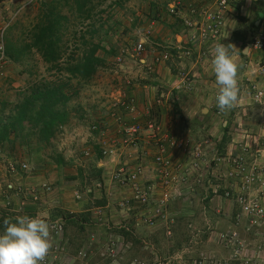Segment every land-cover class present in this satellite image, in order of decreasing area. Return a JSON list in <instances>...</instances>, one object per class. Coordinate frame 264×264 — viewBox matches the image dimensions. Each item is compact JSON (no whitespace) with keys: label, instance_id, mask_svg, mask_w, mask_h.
<instances>
[{"label":"crops","instance_id":"crops-1","mask_svg":"<svg viewBox=\"0 0 264 264\" xmlns=\"http://www.w3.org/2000/svg\"><path fill=\"white\" fill-rule=\"evenodd\" d=\"M175 1L177 0H149L146 4L148 20L145 25L144 22L140 25L141 20L136 9L132 11V14L126 16L127 24L125 26L127 28L124 31L131 37H139V42L144 41L145 51L139 58L126 55L123 64L117 65V71H112L115 76L112 78L115 85L109 96V103L104 104L102 110L91 115L90 110L80 108L76 112L78 118L75 119L76 123L73 126H70L69 123L59 126L56 133V136L60 134V138L62 137L58 141L60 148L57 149H61L59 153L55 149L51 154L46 148H42L43 150L38 154L39 157H31V171L28 174L21 173L12 176L10 170L6 172V175L0 173V213L13 211V219L17 215H39L45 218L49 224L64 219V234L66 232L67 235L64 242L65 248L67 250L71 248L72 252H68L72 256H76L81 251L86 252L89 255V264H125L123 261L127 260L129 251L133 254L143 255L153 253L162 259L165 252L158 248L160 236L156 232L157 228L165 226L169 219L172 220L171 224L177 225L180 222L185 224L190 221V218L177 216L174 212V216H172L170 208L176 202L180 204L181 208L186 207L185 201L190 200L195 192L193 189L194 179L190 180L187 185L178 188L174 202L169 206L167 220H158L153 228L136 227L135 215L118 207L121 200L129 199L131 196L129 190L112 182L113 173L119 166L142 164L145 170L144 183H154V179L157 177L154 148H140L137 151L123 148L120 145L113 146V143H119L122 140L123 125L131 124L136 118L140 119L142 123L148 119H157L163 129L176 139L191 140L194 144L210 140L221 149H231V141L226 146L221 147V144L226 135V127L230 128L234 123V112H227L229 115H226L229 118L223 125L222 121L224 120H220L215 112L219 86L216 83L212 65L214 46L204 47L209 54L208 59L204 61H197V58H181L177 47L185 46L188 35L180 22L167 14L166 11L167 5ZM178 1L182 2L184 7L191 2V0ZM233 12L235 13L236 10ZM114 14V19L121 21L120 13ZM152 14L156 15L158 21L150 20ZM236 23V15H234L228 20L225 37L220 42L223 41V44L226 43V45L232 43ZM122 24L120 23L118 28H122ZM118 28L114 30L112 28V31L115 33ZM113 36L111 35V37ZM235 44L242 45L240 47L242 55L244 45L242 43ZM158 46L170 50L174 56L170 62L155 63ZM237 56L238 54L233 53L234 58ZM102 59L105 64L106 59ZM182 73L192 81V89H177L182 84ZM239 86L241 103L238 107L243 110L248 96L242 92L240 83ZM121 96H124L121 98L122 104L118 102L113 104L117 109L111 110V115H106L110 112L106 105H111L114 98ZM7 99V95H4L2 102ZM132 101L137 107L135 113L137 116L129 114L126 109L131 106ZM256 108L258 111L257 106ZM147 113H149L148 116ZM257 115L260 122L261 114ZM118 117L121 119L120 122H117ZM86 126L90 128L88 132L84 130ZM68 130L71 132L69 133ZM54 140L55 138L52 142ZM37 146L39 147L41 144H36L35 150L38 148ZM105 146L113 149L112 155L103 157L102 148ZM6 152L11 155L6 161L8 165L11 161L18 160L26 163V160H30L29 155L25 157V151L21 150L19 145L14 151L7 150ZM86 152L89 153V156L85 155ZM13 154H16L15 158L12 156ZM22 154L24 157H21ZM211 156L212 154L209 152V158ZM166 157H169L174 164L188 162L191 159L183 151L174 150L169 151ZM58 158L62 160H57ZM9 182L23 187L24 191L28 192L26 197L20 196L18 193H9L6 190V185ZM43 186H49L51 191L43 192L40 189ZM35 193L38 196L37 200L33 199ZM15 195L18 197L17 199ZM76 195L80 198L77 199ZM14 205L16 210H8L14 209ZM178 217L181 218L178 219ZM189 227L192 226L189 225ZM195 236L196 233L193 231L191 237L195 238ZM144 243H148L150 246H146L147 251L142 249L140 252H136L135 247ZM111 246L116 248V257L114 258L108 255V248ZM178 247L175 252L177 262L172 264H187L184 257L190 251L186 247ZM206 249L211 251L210 246H207ZM174 250H169L168 256ZM219 251L222 252L221 256L224 251L223 249H219ZM195 253L200 254L203 251L197 249ZM198 257L199 255L195 258ZM146 258H148L149 264H153L151 261H155L149 255ZM74 264L82 263L75 259ZM128 264H133V261Z\"/></svg>","mask_w":264,"mask_h":264},{"label":"built area","instance_id":"built-area-1","mask_svg":"<svg viewBox=\"0 0 264 264\" xmlns=\"http://www.w3.org/2000/svg\"><path fill=\"white\" fill-rule=\"evenodd\" d=\"M202 2V0H195ZM249 0H209L207 3L196 4L189 7L190 17H181L183 27L188 32L189 48L178 47L181 58L192 59L197 50L204 45H213L220 42L225 37L228 20L231 17L235 6ZM263 3L264 0H259ZM180 3L170 6L169 14L179 16L178 8ZM10 27L8 24L0 32V65L5 59V32ZM259 42L260 47H256ZM145 44L140 42L133 53L139 57L145 50ZM247 48H251L247 57L248 62L244 68L252 69V72L244 74L242 92L248 96L251 105L259 107L261 118L259 130H244L237 133L231 139V149L219 150L210 140L194 144L191 140L176 139L163 129L162 124L157 120L148 119L144 123L137 121L132 125L123 126L122 140L113 143L116 147L138 149L154 148V163L157 168V177L154 183H144V168L142 164L132 166H119L112 176V182L130 191L129 199H123L118 207L135 215L136 227H155L158 220H167V213L170 204L174 201L176 191L195 177L196 184H200L207 173L218 175L217 181L225 183V196L232 197L233 201L240 209L241 215L245 218L244 230L238 227L231 231L219 234L218 240L224 256L202 255L193 264H264V11L254 36L247 40ZM172 54L166 51L155 56L156 64H164L172 59ZM205 56H199V61H204ZM183 76V73H182ZM182 84L178 90L192 89V81L186 76L181 77ZM122 104V102H118ZM130 107L126 109L130 113H136V105L132 101ZM217 116L222 115L218 107L215 108ZM149 113H147V116ZM137 116V114H136ZM118 118L117 122H120ZM241 132V131H240ZM112 148H102L103 157L113 154ZM183 151L190 161L174 164L169 157V151ZM209 152L212 156L209 158ZM89 156L87 152L85 154ZM16 164L10 165L12 173L17 171ZM22 172H28L29 166L22 163L19 166ZM219 184H213L214 193L219 189ZM48 191L49 188L44 186ZM9 189H12L9 186ZM76 198L80 197L76 195ZM152 207V208H151ZM143 212V213H142ZM242 217V218H243ZM241 224V217H238ZM64 219H59L50 223L52 249L42 264H61V257L65 255L67 249L62 244L64 234ZM244 233L245 236L242 235ZM253 233L255 238L261 239L255 249L250 248V244L245 237ZM168 236H172L170 230ZM109 255L116 257V248H108ZM82 264H89V255L81 251L75 258Z\"/></svg>","mask_w":264,"mask_h":264},{"label":"rangeland","instance_id":"rangeland-1","mask_svg":"<svg viewBox=\"0 0 264 264\" xmlns=\"http://www.w3.org/2000/svg\"><path fill=\"white\" fill-rule=\"evenodd\" d=\"M48 1L50 0H0V32L8 24H10V27L6 29V32H8L7 37L9 40L11 39L16 43H18L19 41L20 43L29 42L28 36L22 33L30 32L31 27L37 23L41 4ZM147 2H149V0H103L102 9L105 11V14L101 16H95L94 20L86 22L83 25L80 22L75 21L71 16V20L73 23L64 41L66 43V51L64 52L63 56L64 60H70L74 54H77L75 58H78L83 54L85 49V47H83L82 45L81 39V37L83 36H87V39L90 42H93L95 44H102V48H104L105 51L107 50L108 54L104 53L105 51H100L98 53V57L101 59L105 58L106 62L103 67L99 69L98 74L91 82L79 83L77 80H74L71 83L74 87L79 88V93L77 97L75 96L72 101L64 106V111L69 114L67 123L65 124L68 125L69 123L70 126H73L76 123L75 119L78 118L76 112L80 108H84V110H90L89 113L93 115L92 113L102 110L104 108L103 105L107 102L109 103V96L112 93L111 91L113 86L115 85L112 79L115 76L112 71H117V64L114 61V57L116 55L118 56L122 49L131 48V46L133 45L136 46L140 40L139 37H131L124 31L127 28L125 26V24H127L126 16L128 14H132V11L136 9L137 15H139V18L141 20L140 25H142V22H144L145 25L148 20V14H146L148 11V6L146 5ZM247 7L248 8L243 12L244 16L239 17V23L235 25V31L237 33L243 32L245 38L251 39L254 36L251 27L253 22H255L256 20V13L260 10L258 2L255 3L253 0L250 1V4H248ZM114 13H120L121 21H117L116 19H114ZM150 20L158 21L155 14H152ZM122 21L124 22V25L122 24ZM120 23L122 24V28H118ZM91 26H94V29H90ZM108 28H111V30L109 31H112V28L113 30L118 28V30L115 33L113 31V33H105V30H108ZM90 30L95 31L96 34L90 33L89 35H87V32ZM111 35L114 36L111 37ZM140 37L143 38L144 36ZM231 44L235 45V47L237 48L236 50H233L232 55L233 53H236V55L238 54V56L235 57L236 61L245 65L248 60L239 53V50L241 52L240 47H242V45H236L235 43ZM111 50H113L114 52H112ZM110 51L111 54H109ZM3 71L5 75L4 77H0V103H2L4 95H7L9 101L12 102L13 105H15L25 97H27L32 90L40 87L45 82H51L55 80V72H49L41 57L35 52H32L30 56L23 59L21 63H6ZM248 72H252L251 69L246 70L243 67L240 70L238 76L239 83H241L243 75ZM62 76L63 75H61V77ZM66 77V75L63 76V78ZM121 98H124V96H121L120 98H114V102H110L111 105H106L110 111L106 113V115H111V110L117 109L113 104L120 102ZM1 109L2 107H0V112ZM242 109L243 110H240V108L238 107L231 110L232 112H234V123L231 124L228 131V136L230 138H233L237 133L242 134V131L244 130L257 131L259 128V118L257 114L259 113L260 116L261 110L258 108V112L256 106L251 105L249 101H247L246 105H244V108ZM226 114L227 112L222 113V115L218 116L220 120H224L222 121V125L225 120L229 118L227 117V115L229 114ZM28 128L30 127H27V129ZM89 129L90 128L86 126L84 130L85 132H88ZM222 129L223 126L221 127V130ZM68 131L69 133L71 132V130ZM61 138L60 134L55 136V140L54 142H52V146L47 147L46 150L49 153L53 154V151L56 149L59 153L61 149L57 148H60V146L58 145V141ZM32 141L34 142L33 146H36L38 139L34 137L32 138ZM39 143L40 142H38L37 144ZM10 146L6 144L2 148H0V169L2 170L0 173H2L3 175H6V172L8 171V164L6 161L11 155H8L9 153L6 151L9 150L11 152ZM220 151L223 152L224 149H221ZM24 155L25 157H27L29 154L25 151ZM12 156L15 158L16 154H13ZM21 157H24L23 154ZM87 161L89 160L87 159ZM217 178L218 175L216 176L213 175V173H207L204 180L200 184L193 187V189L195 190L194 195L190 197V200L185 201V203L187 204L186 207L181 208L180 204H177L176 202L172 205V208H170V210H172V216H174V214L177 216H184L186 219L190 218V221L187 223L183 222L185 224H182L180 222L177 225L175 223L171 224L172 220L169 219L165 226L157 228L156 232L160 236L158 241V248L165 252L164 258L161 259L160 256L153 253L143 255L139 253L133 254L131 251H129L128 258H126L127 260L123 262L125 264H128L130 261L131 263L133 261V264H149V260L148 258H146L149 255L152 257V259L155 260L151 261L153 264L176 263L177 261L175 259V252L176 249L179 248L178 246H180V248L186 247L190 251V253L185 254L184 257L185 263L187 264H193L202 255L220 256L222 252H220L219 249L222 250V246L220 245L218 240L219 234L231 231V228L235 229L234 227L238 226L239 230H244L246 220L241 215L238 206L234 202H232V197L225 196V183H223V181H217ZM217 183L219 184V189L216 193H214L212 186L213 184ZM9 184L12 183L9 182ZM15 198L17 199L18 197L15 195ZM8 210H16V206L14 209ZM0 215L1 221L5 218L13 219V211H6L4 213H0ZM239 216L241 217V224L238 223ZM179 218L181 217H178V219ZM189 225L192 227H189ZM168 230H170L172 236L167 235ZM193 231H195L196 233L195 238L191 237ZM2 232L3 230H0V234ZM189 235H191V238L188 237ZM242 235L245 236L244 233H242ZM65 238H67L66 232L62 240V244L64 246ZM61 239L62 238H59V240ZM245 239L250 244V248L253 249L257 247V244L259 242H261V239L259 240L255 238L253 233H249V236L247 235ZM146 246L150 247L148 243H144L140 246L135 247V251L140 252V250L142 249H144V251H147ZM207 246L211 247V251L206 249ZM197 249H202L203 253L196 254L195 251ZM169 250H174L173 253L175 254L169 253L170 256H168ZM68 251L72 252L71 248H69L66 251L65 255L61 257L60 263L72 262L71 264H74L76 256H72ZM198 255L199 257L196 259L195 257H197ZM224 255L225 254L223 253L221 256ZM53 264H57V261H54Z\"/></svg>","mask_w":264,"mask_h":264},{"label":"trees","instance_id":"trees-1","mask_svg":"<svg viewBox=\"0 0 264 264\" xmlns=\"http://www.w3.org/2000/svg\"><path fill=\"white\" fill-rule=\"evenodd\" d=\"M102 5L103 0H50L41 4L37 23L31 27L30 32L22 33L28 36L29 42L16 43L8 39V32L5 33V61L21 63L23 59L35 52L41 57L47 70L55 72V80L45 82L32 90L17 104L13 105L9 99L1 103L0 148L7 144L11 145L10 150L14 151L19 145L29 154L30 160H27L29 166L32 162L31 157H39L38 154L43 150L42 148L50 147L59 126L67 122L69 114L64 111V106L79 93V88L71 83L74 80L79 83L91 82L104 65V60L98 57L100 51H105L102 44L90 42L87 36L81 37L85 49L80 57L75 58L77 54H74L70 60L63 58L66 51L65 37L73 23L71 16L83 25L94 20L95 16L105 14ZM260 19L261 13L257 12L251 30L255 29V24ZM90 29H94V26ZM109 30V28L105 30V33ZM90 33L96 34L95 31L90 30L87 35ZM246 41L247 38L244 37L243 32L235 31L232 43H242L246 46ZM167 51L170 52L168 49ZM164 52L165 49L159 48L157 55ZM104 53L108 54L107 50ZM61 75L67 77L63 78ZM27 127L30 128L27 129ZM229 129V127L225 129L226 135L221 147L231 141L227 133ZM34 137L41 143L36 150L32 141ZM3 228V220H0V230Z\"/></svg>","mask_w":264,"mask_h":264},{"label":"clouds","instance_id":"clouds-1","mask_svg":"<svg viewBox=\"0 0 264 264\" xmlns=\"http://www.w3.org/2000/svg\"><path fill=\"white\" fill-rule=\"evenodd\" d=\"M208 1L209 0H204V3H207ZM250 1L251 0L246 1V2L243 1L242 3L235 6L234 10H236V12L231 13L230 19L234 15H236L237 23H239V17L244 16L243 12L248 8L247 6H248V4H250ZM253 1L255 3L258 2L259 10H260L258 12L261 13V18H262L263 11H264L263 3L260 2L259 0H253ZM175 3H180L179 8H178L179 16H172L169 14V11H168L170 9V6L172 4H175ZM201 3H203V0H202V2L191 0V2L188 3L187 6L184 7L182 5V2L177 0L170 5H167L166 11H167V14H169L171 17L178 20L183 27V22L181 20V17H187V18L190 17L191 14L189 11V7L193 4L194 5L196 4L197 6H199ZM260 20H258L256 22L255 29L252 30L253 33L257 30V27L259 26ZM185 32H186V35H188V32L186 30H185ZM4 42H5V40H4ZM137 45L134 46V48H136ZM208 45H210V44H208ZM208 45H204L203 47H201L200 50H197V52H195V55L193 56L192 59L197 58V61H198L199 56H205L204 60L208 59L209 54H207L206 50L204 49V47L208 46ZM246 46H247V43H246ZM246 46L243 47L244 50L242 52V55L244 58L248 59L247 55H248L251 48H247ZM158 47L165 49V52L167 51V49L162 47V46H158ZM189 47H190V45H189V42L187 41V43L185 44V46H183V48H189ZM256 47H260L259 42H257ZM134 48L122 49L120 54L118 56L116 55L114 57L116 64L122 65L126 55L136 56L133 53ZM236 49L237 48L235 47V45H233V44L225 45V44H223V41L217 42L214 46V56L212 59V65H213V71L215 74V80H216L217 85L219 86L218 93L216 95V103H217V107L219 108V110L222 113H226L228 111L235 109L241 103V97H240L241 89L239 86L238 76H239L240 70L244 67V65L242 63H238L236 61V59L233 57L232 52H233V50H236ZM239 53L241 54L240 50H239ZM161 54L162 53H160V55ZM139 57H137V58H139ZM209 59H210V57H209ZM170 61H168V62H170ZM168 62H166V63H168ZM6 63H8V61H5V59H4L3 65H0V77H4V75H5L3 68H4ZM250 69L251 68H249V70ZM251 71H252V69H251ZM243 78H244V75H243ZM243 78H242L241 83H240V85H242V87L244 86V84L242 83ZM192 85H191V87H192ZM129 114H133L136 116L135 113L129 112ZM155 120H157V119H155ZM137 121L141 122L140 119L136 118V120L134 122H132L131 124H128V125L130 126V125L136 123ZM125 126H127V125H125ZM258 130H259V128H258ZM252 131H254V130H252ZM140 148H143V146L140 145L138 147V149H133V150L138 151ZM128 149H131V148H128ZM219 150H221V148H219ZM221 153H224V151ZM22 163H24V162H19L18 160L11 161L9 163L8 170H10L11 164L18 165L16 173H12L10 170L12 176H16L17 174H21V173L22 174H28L31 171L29 164L26 162L25 164H27L29 166L30 170L28 172H22L19 169V166ZM193 179H194V186H196L197 185L195 182L196 178L193 177L190 180L192 181ZM11 183L12 184L6 185V190L9 193H18V195L26 197L28 192L24 191L23 187H20L18 185H14L13 182H11ZM9 186H11L12 189H9ZM47 187L49 188L48 191L44 188V186L41 187L40 189H42L43 192H50L51 188L49 186H47ZM34 198H36V199H34ZM33 199L34 200L38 199V196L36 195V193L33 196ZM3 225H4L3 232H2V234H0V264H42V262L49 255V253L52 249V246H53L52 240H51V227H50L49 222L45 218L40 217L39 215H36V216L17 215V216H15L14 220L9 219V218H5L3 220ZM79 253H77V255Z\"/></svg>","mask_w":264,"mask_h":264}]
</instances>
